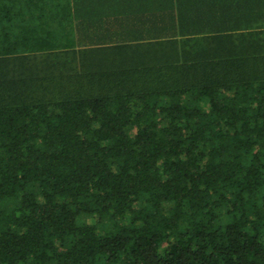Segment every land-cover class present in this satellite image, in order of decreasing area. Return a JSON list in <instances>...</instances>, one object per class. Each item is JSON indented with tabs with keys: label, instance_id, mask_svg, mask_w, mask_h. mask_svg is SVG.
Segmentation results:
<instances>
[{
	"label": "trees",
	"instance_id": "trees-1",
	"mask_svg": "<svg viewBox=\"0 0 264 264\" xmlns=\"http://www.w3.org/2000/svg\"><path fill=\"white\" fill-rule=\"evenodd\" d=\"M84 1L0 0V264H264V0L118 44Z\"/></svg>",
	"mask_w": 264,
	"mask_h": 264
},
{
	"label": "crops",
	"instance_id": "crops-1",
	"mask_svg": "<svg viewBox=\"0 0 264 264\" xmlns=\"http://www.w3.org/2000/svg\"><path fill=\"white\" fill-rule=\"evenodd\" d=\"M234 1L86 0L83 9L73 10L74 23L84 26H74L73 38L80 44H118L209 34L235 25Z\"/></svg>",
	"mask_w": 264,
	"mask_h": 264
},
{
	"label": "rangeland",
	"instance_id": "rangeland-1",
	"mask_svg": "<svg viewBox=\"0 0 264 264\" xmlns=\"http://www.w3.org/2000/svg\"><path fill=\"white\" fill-rule=\"evenodd\" d=\"M132 1V0H131Z\"/></svg>",
	"mask_w": 264,
	"mask_h": 264
}]
</instances>
